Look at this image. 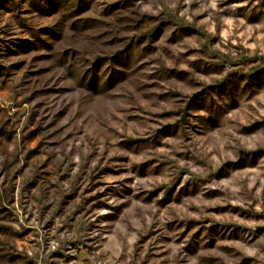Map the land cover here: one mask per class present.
I'll use <instances>...</instances> for the list:
<instances>
[{
	"label": "rangeland",
	"instance_id": "obj_1",
	"mask_svg": "<svg viewBox=\"0 0 264 264\" xmlns=\"http://www.w3.org/2000/svg\"><path fill=\"white\" fill-rule=\"evenodd\" d=\"M0 264H264V0H0Z\"/></svg>",
	"mask_w": 264,
	"mask_h": 264
}]
</instances>
